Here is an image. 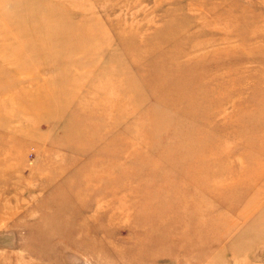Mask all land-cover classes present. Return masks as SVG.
I'll return each instance as SVG.
<instances>
[{"label":"rangeland","instance_id":"374dc122","mask_svg":"<svg viewBox=\"0 0 264 264\" xmlns=\"http://www.w3.org/2000/svg\"><path fill=\"white\" fill-rule=\"evenodd\" d=\"M0 264H264V0H0Z\"/></svg>","mask_w":264,"mask_h":264}]
</instances>
